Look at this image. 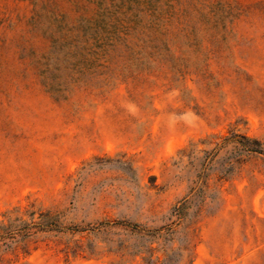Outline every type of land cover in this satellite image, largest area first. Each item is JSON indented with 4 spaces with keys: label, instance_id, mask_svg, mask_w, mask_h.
Here are the masks:
<instances>
[{
    "label": "rangeland",
    "instance_id": "rangeland-1",
    "mask_svg": "<svg viewBox=\"0 0 264 264\" xmlns=\"http://www.w3.org/2000/svg\"><path fill=\"white\" fill-rule=\"evenodd\" d=\"M241 135L264 146V0H0V224L54 218L27 252L0 239V264L147 256L112 238L264 264V155ZM102 221L163 236L74 229Z\"/></svg>",
    "mask_w": 264,
    "mask_h": 264
},
{
    "label": "trees",
    "instance_id": "trees-1",
    "mask_svg": "<svg viewBox=\"0 0 264 264\" xmlns=\"http://www.w3.org/2000/svg\"><path fill=\"white\" fill-rule=\"evenodd\" d=\"M242 140L239 141L242 149L245 151V156L248 157L250 155L254 156H263L264 155V146L262 142L256 137H250L247 135H241ZM184 205H179L176 207V210L180 211ZM29 214V220H23L21 217H17L12 221H7L6 223L0 224V239L7 240V244H14L12 249L18 248L21 252H27V244L30 241L31 236L39 230H44L45 228H49L53 221V217L50 215L49 211L39 212V214L35 217V212L31 211ZM37 218V219H35ZM130 227L131 234L136 235L139 239L148 238L147 236H163L159 230L155 229L154 231H144L142 227H138L137 224L130 226L129 224L122 222H107L102 221L96 225H90L88 227L83 228H74L77 231H86L93 234L106 233L112 230L113 227ZM170 228L168 227L166 231L169 232ZM117 241L116 247H109L108 251L120 253L123 255H138V254H147V256H142L141 264H157L159 258H152L153 248L146 243H139L135 249L126 243V239L117 238L111 239ZM148 240V239H147ZM188 244L184 245L186 248ZM85 249L90 253L95 252V245L93 240H89L86 245L83 243H79L76 241L73 246L66 245L65 252H76V250Z\"/></svg>",
    "mask_w": 264,
    "mask_h": 264
}]
</instances>
